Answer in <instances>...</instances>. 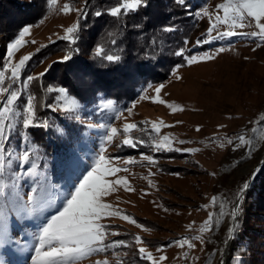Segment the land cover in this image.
Masks as SVG:
<instances>
[{
	"label": "rangeland",
	"instance_id": "rangeland-1",
	"mask_svg": "<svg viewBox=\"0 0 264 264\" xmlns=\"http://www.w3.org/2000/svg\"><path fill=\"white\" fill-rule=\"evenodd\" d=\"M88 1H91V6L87 4V8L94 9L98 3L97 0ZM190 1L196 5L197 10L193 30L186 39L188 43L183 47L185 55L201 56L210 53L215 54V59L192 66L186 65L182 59L176 62L169 72L165 68L162 69L160 62H153L152 57L148 55L147 58L150 59L147 64L152 66L154 73L150 77L155 79L154 82L137 88L129 87V92L134 91L131 93L134 97H131L130 102L121 106L119 102L113 101V107L104 110H101L100 105L106 104L107 100H110L108 96L115 92L111 86L107 87L105 84L102 86L106 88L98 89V85L102 83L99 82V76L104 79L101 72L102 68L106 67L103 66L108 67L106 69L112 76L117 69L124 71L133 63L130 55L128 59L120 56L123 46L118 47L117 43L110 55H118V62H108L96 57L94 50L100 44L94 45L88 36L93 25L87 31L80 29L79 39L75 44L61 38L65 35V28L76 21L77 13L65 15L59 9L65 4L84 8L85 0H57L51 8L46 0H33V9L25 7L23 12L17 14L26 25H22L9 41L0 40L2 56L6 53L7 45L19 38L23 28H30L31 34L24 37L28 43L15 54L13 63H17L24 55L31 54V59L26 63L20 80L15 85L11 83V78L6 76L5 84L0 86L19 89L22 92L17 102L19 107H23L29 96L36 97L37 115L41 120L46 119L50 127L34 129L32 132L39 135L43 141L47 142L51 133H55L59 139V129L72 131L75 148L66 149L58 155L61 165L64 157L70 151H75L80 158L81 170L89 168L101 147H107L106 155L119 158V161H135L128 165L120 164L121 167L126 166L129 171L119 173L120 176L128 178L135 191H126L120 187L104 199L117 205L123 213L130 214L138 225L143 227L118 217L105 219L103 223L120 233L119 236H110L109 240L123 239L131 246L93 255L82 264H96L97 261L104 260L108 264H148L147 261L140 260L136 253V235L145 241L144 246L154 257L158 258L161 254L167 257L162 264H264V151H259L264 146V44L242 35L213 40L215 32L209 35L206 30L210 19L216 15V5L223 4L226 0ZM202 9L207 10L208 17L196 15ZM80 23L82 27H86L83 25L87 23ZM219 30L224 31L225 26L221 25ZM256 30L254 25L236 29L244 33ZM142 34L145 35L144 31ZM140 35L138 37L142 40L143 36ZM204 39L211 42L196 44L197 40ZM87 44L90 46L87 47ZM163 47H159L160 54L165 53ZM141 48L142 46L139 49ZM144 48L149 51L147 47ZM219 48H224L225 51L216 54ZM88 53L93 54L95 58L91 56V59H87ZM65 55H70L72 59L61 62ZM96 63L98 65H95ZM118 63L120 65H117ZM91 66L98 75L91 72L92 70L89 71ZM177 68V75L182 79L173 74ZM46 69V74L38 81H33L27 90L22 88L21 81L28 75L37 76ZM85 70L87 75L84 74ZM129 71L133 72V69ZM156 73L160 75L157 77ZM126 74L129 76L128 81L135 80V76L132 73L130 76L128 70L123 72L124 78ZM119 80L126 79L119 77ZM160 85H164L160 98L182 106L183 111L173 113L166 104L142 99H154V88ZM46 87L68 89L79 101L80 107L69 113L62 110L53 112L46 105L54 104L56 97L61 94L48 92ZM129 92L124 94L127 96ZM129 108H132L131 114L127 111ZM117 112L122 113L119 119L115 118ZM160 121H163L164 125L173 126H161L158 135L149 131V122ZM178 121L180 123H177ZM125 123H136L139 128L132 136L145 140L146 143L135 148L116 147L119 140L106 144L104 136L107 128L100 125L122 128ZM239 134L251 140L249 150L243 155L244 149L232 151V146L227 144V139H235ZM164 135L169 136L172 148L181 151H152L153 138L158 139ZM183 149L193 151L185 152ZM144 155H151L155 163L144 161ZM36 159L38 164L42 160L39 157ZM237 161L239 166H236ZM249 175L252 176L250 180ZM243 180H248L250 188L243 201V213L238 221L237 232L231 237V242L226 248L228 243L225 244L224 241L229 239L227 228L232 224L230 218L225 216L222 223L212 231L201 232L200 229L210 213L218 214L220 204H223L225 213L230 210L231 201L235 199V192ZM4 181L8 182L7 174ZM148 181L152 182L151 186ZM67 185L68 183H65V187ZM26 187L27 185L23 186L22 194H30ZM50 195L54 196L55 192L52 191ZM213 196L217 198V206L211 204ZM10 218L12 222L9 221L11 223L8 225V240L0 245V261L3 264H32L31 257L34 255L39 220L21 219L15 217V214ZM197 235L203 236V244L193 239ZM185 237L191 240L194 248H180L174 245L166 247ZM161 247L163 253L157 251V248Z\"/></svg>",
	"mask_w": 264,
	"mask_h": 264
},
{
	"label": "snow or ice",
	"instance_id": "snow-or-ice-1",
	"mask_svg": "<svg viewBox=\"0 0 264 264\" xmlns=\"http://www.w3.org/2000/svg\"><path fill=\"white\" fill-rule=\"evenodd\" d=\"M46 2L51 8L57 3V0H46ZM174 3L185 9L189 7L187 0H174ZM87 4L88 0H85L84 8H74L70 4H65L63 8L59 9L65 15L72 12L77 13L76 21L65 28V35L61 37L62 39L70 41L72 44H75L79 39V31L82 27L80 21L87 18ZM148 6L149 0H118L116 5L95 11L94 15L97 18L109 15L115 19H120L138 13L141 8L146 9ZM216 10V15L210 19L206 30L209 35L215 32V36H212L213 40L217 38L230 39L233 36L242 35L254 42L259 41L264 44V22H262L264 21V0H226L225 3L216 5ZM196 15L208 17L209 13L202 9ZM221 25L225 26L224 31L219 30ZM252 25L255 26L256 31L249 33L236 31V29H243ZM164 31L171 33L176 29L168 26L164 28ZM30 34L29 27L23 28L19 33V38L10 42L6 47V53L0 56V61H4L0 63V85L5 84L6 76L11 78L13 85L20 80V74L31 59V54L22 56L17 63H13V57L28 43L24 37ZM210 42V40L204 39L197 40L196 44L201 45ZM31 43H35V41H31ZM111 43L115 45L117 41L113 39ZM184 43L187 44L188 41H184ZM224 51V48H219L216 50V54ZM94 54L108 62L120 60L118 55L107 54L102 46H97ZM174 55L181 57L188 66L215 59V54L210 53H204L201 56L185 55L183 48L177 50ZM5 56L7 57L6 60ZM71 59L70 55H65L61 62ZM178 71L179 68L173 74L177 75ZM46 72L47 69L37 76L28 75L21 81L22 88L27 90L33 81H38ZM84 74H88L86 70ZM177 78L182 79L178 75ZM163 88L164 85L154 88L156 94L154 99L152 97H142V99H152L154 103L166 104L173 113L183 111L182 106H177L175 103H169L160 98ZM45 90L61 94L56 97L54 104L46 105L53 112L62 110L69 113L80 107L79 101L66 88L46 87ZM21 95L22 92L19 89L13 90L6 86H0V101H3L0 103V245L8 240L9 219L12 214H15V217L21 219L36 218L39 220V231L35 236L36 243L33 248L34 255L31 257L32 264H82L85 259L93 255L106 253L110 249L130 247L131 245L126 240H109L110 236H119L120 233L110 229L103 221L118 217L133 225L143 226L138 225L136 219L130 214L123 213L117 205L106 202L104 198L115 193L120 187L126 191H135L128 178L119 175L121 172L129 171L126 166L121 167L120 164L128 165L135 163V161H119V158L106 155L107 147H101L90 167L81 170L80 158L75 151H70L64 157L62 166L74 179L68 183L67 187L57 189L54 196L50 195L56 186L51 184L48 177L38 175L39 164L36 159L35 139L32 132L34 129H48L50 125L46 119L41 120L38 117L35 96H29L23 107L17 105ZM111 107H113L112 100H107L106 104L100 105L101 110ZM127 111L131 114L132 108L127 109ZM121 116L122 113L117 112L115 118L119 119ZM161 126L171 127L173 125H164L163 121L159 123L149 122V131L158 135ZM100 127L107 128L104 136L106 144H113L119 140L120 142L115 145L116 147L135 148L146 143L145 140L136 139L132 136V133L139 128L136 123H125L122 128L111 125H100ZM140 130L143 131L144 129ZM199 130L198 127L197 131ZM58 131L61 133L59 139L70 145L73 140L72 131L70 129H59ZM14 140L19 141L16 147H13ZM153 140L152 151H181V149L172 148V142L167 135L158 139L154 137ZM180 143H184V141H180ZM227 144L232 146V151L244 149L243 155L249 150L251 140L245 135L239 134L235 139H227ZM182 151L191 152L193 150L183 149ZM259 151H264V146ZM142 159L148 161L149 164L155 163L151 155H144ZM236 166H239V161H237ZM6 174L8 176L7 183L4 181ZM251 178L252 176L249 175L248 180ZM248 180H243L238 186L235 199L231 201L230 210L225 213L223 204H220L218 214H209L200 229L201 232L212 231L227 216L232 224L227 228L229 239L225 240L224 243L231 242V237L236 234L238 221L243 213L245 195L250 188ZM148 183L151 186L152 182L148 181ZM24 185H28L31 194H22ZM211 204L217 206L215 196L212 197ZM165 210L167 211V209ZM189 230H191V225H189ZM193 239L200 241L201 244L205 242L202 235H197ZM134 243L138 246L136 253L139 259L147 261L148 264H162L167 259L163 254L158 258L154 257L153 253L144 246L145 241L139 235L134 237ZM173 245L180 248L187 246L190 249L195 247L187 237L178 239L166 247ZM157 251L163 253V248H157ZM185 259H187L186 256ZM0 264L3 262L0 261ZM96 264H108V262L106 260L97 261Z\"/></svg>",
	"mask_w": 264,
	"mask_h": 264
},
{
	"label": "trees",
	"instance_id": "trees-1",
	"mask_svg": "<svg viewBox=\"0 0 264 264\" xmlns=\"http://www.w3.org/2000/svg\"><path fill=\"white\" fill-rule=\"evenodd\" d=\"M40 1L42 2V0ZM90 2L91 1H88V5H90ZM97 2L94 9L90 7L87 8L88 17L81 20L87 24L83 25L86 27H82L81 29L87 31L93 25L91 31H94V33L90 31L88 36L94 45L96 43L97 45L100 44L107 54H110L112 49H115L114 45L111 43V41L115 39L118 47L123 46V50L120 51V56L128 59L130 55L133 65L128 67L130 70L133 69V72L129 71V69H125L124 71L128 70L130 76L132 73V75L135 76V78H133L135 79L134 81H128L129 76L127 74L126 78H124V71L120 70V68L111 76L108 69H106L108 68L107 66H103L106 68H102L103 72H101L103 73L104 79L99 76V82L102 83L98 85V89H101L100 87L106 88V86H102L104 84L108 85L107 87L111 86L115 93H113L112 96L109 95L108 98L114 102H119L121 106H123L134 97L131 94L134 93V91L129 92V87L137 88L140 85H148L155 80L150 77L154 72L151 69L152 66L147 64V61L150 59L147 58L148 55L152 57L151 60L153 62H160L163 66L162 69L165 68L169 72L176 62L178 63L179 60H182L181 57L174 55V53L184 47V41H186L189 33L193 30L195 22L194 15L197 10L196 5L193 4L192 1L187 0L189 7L185 9L177 6L174 0H149V6L146 9L141 8L138 13L115 19L109 15L97 18L94 13L96 10L107 9L116 5L118 0H97ZM33 3V0H0L1 41H9L16 35L22 25H26L23 24L24 20L22 18L17 17V14L23 12L25 7H32ZM33 7L31 9H33ZM37 17L39 18V16ZM168 26L174 27L176 31L171 33L165 32L164 28ZM143 31L145 35L142 34ZM139 34H141V37L143 36L142 40L138 37ZM162 44L164 47L160 46ZM88 46L90 45L87 44V47ZM141 46L143 49H139ZM144 46L147 47L149 51H146ZM159 47H163L164 54H160L161 48ZM91 56L94 57L93 54L90 55L88 53L86 58L91 59ZM144 56H146V58ZM78 58L83 59L82 57ZM95 65H98V63ZM117 65L120 64L118 63ZM90 70L98 75L95 70H93L92 66L89 71ZM159 75L160 74L156 73L155 76L158 77ZM119 77L120 79L126 80H119ZM107 81H109V83ZM135 83L137 84L135 85ZM125 92H129L127 96L124 94ZM129 94H131V96ZM33 136L37 149L36 157L43 160V162L42 160L39 162V168L37 169L38 175L49 178L51 184L56 186L52 189L53 192H56L57 189L65 188V183H69L74 177L69 176L65 168L61 165V160L58 155L65 152L64 150L66 149L75 148L76 142L72 140L70 145L63 141L60 142L55 133L49 134L48 143L45 142V140L43 141L40 136L34 132ZM18 143L19 141L14 140L13 144L16 147ZM26 189L30 193L28 185ZM9 221H11V218Z\"/></svg>",
	"mask_w": 264,
	"mask_h": 264
},
{
	"label": "bare ground",
	"instance_id": "bare-ground-1",
	"mask_svg": "<svg viewBox=\"0 0 264 264\" xmlns=\"http://www.w3.org/2000/svg\"><path fill=\"white\" fill-rule=\"evenodd\" d=\"M227 248H228V247H227ZM226 251H227V249H226ZM226 251H225V254H226ZM225 254H224V255H225ZM224 260H225V259H224Z\"/></svg>",
	"mask_w": 264,
	"mask_h": 264
},
{
	"label": "water",
	"instance_id": "water-1",
	"mask_svg": "<svg viewBox=\"0 0 264 264\" xmlns=\"http://www.w3.org/2000/svg\"><path fill=\"white\" fill-rule=\"evenodd\" d=\"M229 246V243L227 244L226 248Z\"/></svg>",
	"mask_w": 264,
	"mask_h": 264
}]
</instances>
